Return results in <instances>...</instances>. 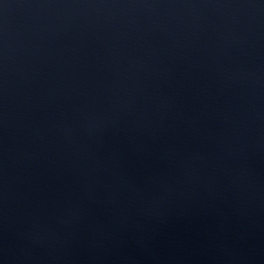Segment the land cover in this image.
Masks as SVG:
<instances>
[{
	"label": "water",
	"instance_id": "water-1",
	"mask_svg": "<svg viewBox=\"0 0 264 264\" xmlns=\"http://www.w3.org/2000/svg\"><path fill=\"white\" fill-rule=\"evenodd\" d=\"M0 264H264V0H0Z\"/></svg>",
	"mask_w": 264,
	"mask_h": 264
}]
</instances>
